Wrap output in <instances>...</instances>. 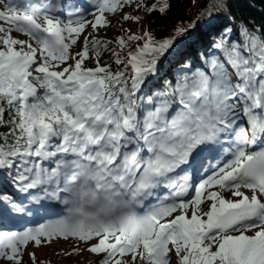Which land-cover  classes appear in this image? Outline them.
Masks as SVG:
<instances>
[{
  "label": "snow or ice",
  "instance_id": "snow-or-ice-1",
  "mask_svg": "<svg viewBox=\"0 0 264 264\" xmlns=\"http://www.w3.org/2000/svg\"><path fill=\"white\" fill-rule=\"evenodd\" d=\"M89 4L0 0V174L25 197L0 194V221L63 206L0 231V259L36 264L29 243L72 238L63 255L82 243L95 264H264V31L217 29L214 9L228 6L213 0L169 37L118 25L103 39L108 14L139 24L125 6L171 5ZM201 25L211 39L193 34ZM178 37L205 44L198 62ZM167 56L163 86L149 88Z\"/></svg>",
  "mask_w": 264,
  "mask_h": 264
},
{
  "label": "trees",
  "instance_id": "trees-1",
  "mask_svg": "<svg viewBox=\"0 0 264 264\" xmlns=\"http://www.w3.org/2000/svg\"><path fill=\"white\" fill-rule=\"evenodd\" d=\"M148 4L151 5L155 0H147ZM223 2L228 6L226 9H220L216 11L214 9L215 27L217 29L233 22L239 26L242 24L247 25L249 29H256L258 31H264V0H223ZM171 7L165 14L159 12H153L152 14H147L143 11L137 12V15L143 17L141 20L143 27L141 29L134 28L132 25H128L123 28H130L133 32H141L145 27L157 37V39H163L169 37L173 34L174 26L178 24H183L187 26L190 21L197 19V14L199 11L211 7L213 0H169ZM136 10L135 5L125 6L124 10ZM123 10V11H124ZM119 14V13H118ZM116 15L108 14V19L115 17ZM117 25L116 28H114ZM120 25L119 21L113 24L110 28L112 34L110 36L113 39L117 35H122V31L118 27ZM193 34L198 36L201 41L205 39H211V37H206L202 30V25L193 29ZM178 47L185 51L188 56L194 61H199L201 59V53L205 50L204 43H193L190 39L186 37H178ZM114 46V40H113ZM110 54L105 53L101 58V63L110 60ZM172 61L171 56L162 58L160 71L156 77H150L151 83L148 85L150 87L152 82H155L159 87H162L165 79L167 78V72L169 69L170 62ZM91 66V65H90ZM7 180H11L6 176ZM0 194H6L9 197L12 195L9 193L8 189L0 184ZM52 243V242H51ZM50 244V243H49Z\"/></svg>",
  "mask_w": 264,
  "mask_h": 264
},
{
  "label": "rangeland",
  "instance_id": "rangeland-1",
  "mask_svg": "<svg viewBox=\"0 0 264 264\" xmlns=\"http://www.w3.org/2000/svg\"><path fill=\"white\" fill-rule=\"evenodd\" d=\"M124 12L130 13L133 15H137L136 10L127 9V10H124ZM121 15L122 14L119 13L117 16L111 17L110 20L113 21V24L115 22H117V20H118L120 25H122L123 27H126L128 25H132V26H134V28H137L139 30L141 29V27H143L141 21L139 24L133 23L131 21H122ZM91 18H92V16L89 15L88 19H91ZM113 24L110 27H107L105 29H101L99 32L98 38L111 39L112 37L110 36V34H112V32L110 31V28L113 27ZM227 26H231L234 30H238L240 28L239 25H237L233 22L228 23ZM116 27H117V25L114 28H116ZM88 31L91 32V28H88ZM16 35H19V34H16ZM20 38H25V37L21 36ZM73 50L74 51L78 50V47H76ZM0 179H1V175H0ZM225 195L227 196L228 194L225 193ZM78 243L79 242L77 240L72 239V238H69L67 240L59 238V240L53 241L50 244H46V243L42 244L40 247H34L31 243H29L26 246V249H27V251L35 252L36 264H95V262L98 260V257L92 253H89L86 250L87 245L82 244V243H80V247L82 250L79 254H74L71 256L63 255V253H68V252L72 251V249ZM0 264H11V262H6L4 260H1ZM22 264H30L26 252H25L24 260H23ZM173 264H175L174 258H173Z\"/></svg>",
  "mask_w": 264,
  "mask_h": 264
}]
</instances>
